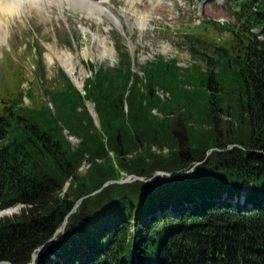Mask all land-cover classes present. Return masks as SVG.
<instances>
[{"label": "trees", "instance_id": "obj_1", "mask_svg": "<svg viewBox=\"0 0 264 264\" xmlns=\"http://www.w3.org/2000/svg\"><path fill=\"white\" fill-rule=\"evenodd\" d=\"M226 2L238 46H209L206 67L159 54L141 74L122 50L85 93L62 70L53 106L6 103L0 210L22 207L0 218V262L55 236L34 264H264V0Z\"/></svg>", "mask_w": 264, "mask_h": 264}, {"label": "rangeland", "instance_id": "obj_2", "mask_svg": "<svg viewBox=\"0 0 264 264\" xmlns=\"http://www.w3.org/2000/svg\"><path fill=\"white\" fill-rule=\"evenodd\" d=\"M70 1L44 0L40 9H28L0 26V113L21 93L28 106L51 105L43 88L65 89L62 70L85 93L87 77L101 65L116 66L122 50L131 54L135 70L143 74V64L159 54L192 71L193 64L206 67L215 55L209 46L231 45L235 51L238 46L232 31L235 17L226 0H105L104 5L99 3L103 0H94L100 7L92 9V15L88 4L75 7ZM141 16L145 24L138 23ZM27 89L31 92L25 93ZM157 92L163 99L170 96L162 87ZM88 106L99 124L95 103ZM153 111L163 116L158 108ZM71 137L74 143L80 140ZM159 150L170 151L169 147ZM89 165L85 160L80 171L87 172ZM21 207L12 205L2 211L3 216Z\"/></svg>", "mask_w": 264, "mask_h": 264}, {"label": "clouds", "instance_id": "obj_3", "mask_svg": "<svg viewBox=\"0 0 264 264\" xmlns=\"http://www.w3.org/2000/svg\"><path fill=\"white\" fill-rule=\"evenodd\" d=\"M43 0H0V26L4 21H13L25 14L28 9L38 10L41 8ZM151 19V17H147ZM147 21L144 16L138 19L139 24H145Z\"/></svg>", "mask_w": 264, "mask_h": 264}, {"label": "water", "instance_id": "obj_4", "mask_svg": "<svg viewBox=\"0 0 264 264\" xmlns=\"http://www.w3.org/2000/svg\"><path fill=\"white\" fill-rule=\"evenodd\" d=\"M159 172H166V171H160V170H157V171H156V174L159 173ZM136 178L143 179L144 176H142V175H138V174H135V173H130V174H127L125 178L119 179L118 181H121V182H122V181H130V180H133V179H136ZM148 179H149V178H148ZM109 182H110V181H106V182L103 184V186L106 185V184H108ZM103 186H102V187H103ZM102 187L96 189L95 191H98V190L101 189ZM82 198H83V197H80V198L78 199V201L76 202V204L74 205V207H73L72 210L76 209V207L78 206V204L80 203V201L82 200ZM66 221H67V220H65L64 223L58 228V231L64 228V225H65ZM54 238H56V237H55V236L51 237L48 241H46L45 243H43V244H41V245H39V246H37V247L35 248V250H34V252H33V261L31 262V264H34V262H35V258H36V256H37V254H38L40 251L44 250V249L46 248V246L49 245L50 242H51ZM5 263H10V261H8V260H2V261L0 262V264H5Z\"/></svg>", "mask_w": 264, "mask_h": 264}, {"label": "bare ground", "instance_id": "obj_5", "mask_svg": "<svg viewBox=\"0 0 264 264\" xmlns=\"http://www.w3.org/2000/svg\"><path fill=\"white\" fill-rule=\"evenodd\" d=\"M44 1V0H43ZM54 2L55 1H57V0H53ZM51 2V0H49V3ZM71 2V4L73 5V6H75V7H82V8H84V4H88V6L87 7H89L88 8V11H89V14H91L92 15V9L94 10H97V7H100L99 5L100 4H102V5H104L107 1H105V0H103L102 2H99L100 4H97V3H95L94 2V0H90V2H94L93 4L92 3H89V2H87V0H71L70 1ZM53 3V2H52ZM100 9V8H99ZM102 9V8H101ZM67 61H69V58L66 60V62ZM7 209H10V208H6V209H3V210H0V216H3V214H4V212H2V211H6Z\"/></svg>", "mask_w": 264, "mask_h": 264}]
</instances>
